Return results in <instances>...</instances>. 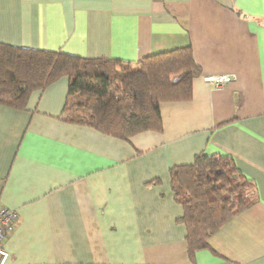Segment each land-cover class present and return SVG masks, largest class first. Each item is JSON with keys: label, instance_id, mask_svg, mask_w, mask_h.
<instances>
[{"label": "crops", "instance_id": "crops-1", "mask_svg": "<svg viewBox=\"0 0 264 264\" xmlns=\"http://www.w3.org/2000/svg\"><path fill=\"white\" fill-rule=\"evenodd\" d=\"M0 43L133 64L190 47L200 69L161 132L127 141L63 122L66 77L0 105L7 264H264V0H0ZM199 154L229 157L258 201L191 263L169 171Z\"/></svg>", "mask_w": 264, "mask_h": 264}, {"label": "trees", "instance_id": "trees-1", "mask_svg": "<svg viewBox=\"0 0 264 264\" xmlns=\"http://www.w3.org/2000/svg\"><path fill=\"white\" fill-rule=\"evenodd\" d=\"M199 74L190 47L133 64L0 43L1 106L24 110L33 91L66 77L63 122L120 141L161 132L160 104L190 101ZM169 176L191 263L196 252L209 249L212 234L258 201L254 184L229 157L199 154L192 164L172 167Z\"/></svg>", "mask_w": 264, "mask_h": 264}, {"label": "built area", "instance_id": "built-area-1", "mask_svg": "<svg viewBox=\"0 0 264 264\" xmlns=\"http://www.w3.org/2000/svg\"><path fill=\"white\" fill-rule=\"evenodd\" d=\"M231 75H217L205 78L207 83L212 84L216 89L228 85L233 81ZM18 222V215L15 211L0 206V264H7L8 252L4 249L5 240L13 233Z\"/></svg>", "mask_w": 264, "mask_h": 264}]
</instances>
